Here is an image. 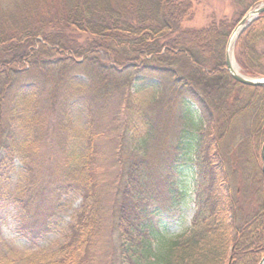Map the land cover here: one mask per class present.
<instances>
[{
	"label": "trees",
	"instance_id": "16d2710c",
	"mask_svg": "<svg viewBox=\"0 0 264 264\" xmlns=\"http://www.w3.org/2000/svg\"><path fill=\"white\" fill-rule=\"evenodd\" d=\"M192 9L191 0H30L8 23L0 22V166L19 158L26 174L23 186L8 195L18 208V231L37 243L51 231L63 196L82 197L56 251L26 257L0 251V264H98L108 221L117 242L109 264H259L264 87L237 82L226 69L236 22L185 27ZM235 56L247 74L264 76V13L240 35ZM76 75L87 80L75 81ZM134 86L174 92L168 109L176 131L165 155L151 142L160 101L135 98ZM75 102L85 105L89 119L81 134L72 120ZM248 113L253 119L245 161L255 206L246 211L235 195L225 148L235 122ZM138 126L148 130L131 143L121 137L120 154L109 158V206L100 141L115 129L124 134ZM77 137L81 157L70 153ZM192 148L198 153V210L191 228L158 250V213L150 203L165 183L166 198L181 195L175 173ZM170 149L175 153L168 159ZM4 196L0 176V208Z\"/></svg>",
	"mask_w": 264,
	"mask_h": 264
},
{
	"label": "rangeland",
	"instance_id": "374dc122",
	"mask_svg": "<svg viewBox=\"0 0 264 264\" xmlns=\"http://www.w3.org/2000/svg\"><path fill=\"white\" fill-rule=\"evenodd\" d=\"M191 1L193 3L192 15L185 20L183 26L200 28L208 27L214 21L220 20H225L228 24L236 22L237 25L251 8L264 0ZM29 2L30 0H0V22L3 24L8 23L9 20L6 19H9L12 13L22 11ZM238 39L234 45V54ZM1 56L3 57L5 55L0 47V60L2 58ZM103 58H105L103 60L109 59L108 54L106 55L104 53ZM241 71L242 73L247 74L242 68ZM86 80V77L83 75L75 76V81L85 82ZM140 87L141 86H139V88ZM139 88L134 86L132 89L135 98L140 99L146 104L150 103L154 98L159 99L160 101L155 107V110L157 111L155 113V121H153L155 132L153 137H151V142L156 144L157 147H161L160 150L155 147V152L162 151L164 154L162 152L161 154L165 155L166 151L162 149L166 147L165 143L168 141L171 143L174 132L176 131L175 115L170 109H168L169 101L174 96V92L167 90L163 94L158 92V89L152 86L142 87L141 89ZM168 91L170 92L167 94ZM111 114H113V112H109L107 120L110 118ZM252 119V115L248 113L241 116L235 122L230 138L231 140L225 148V154H227L226 160L232 174L233 186L235 185V195L246 211L255 206V199L252 195L253 187L251 181L249 182L248 179V175L251 173V167H249L247 161H245V158L249 153L246 151L244 145L247 137L249 140L247 134L251 129ZM72 120L75 130H77L79 134H81V130L88 128L89 119L86 107L83 103H73ZM147 130L148 127L138 126L137 129L122 134L121 131L115 129L110 132V137L103 138L100 141L105 153L104 158L107 159L106 180L110 183V186L107 189L106 201L109 206L112 204L111 200L113 195V178L111 171L114 170L111 165L113 162H110L109 158L120 154L119 149L121 146L117 143L121 140V137L122 139H125L127 143H131L135 137H141V135ZM192 144L193 143H191V145ZM70 153H74L78 157H81L84 153V145L80 137L71 141ZM172 153L175 152L170 149V153H168L169 155L167 157L168 159L172 157ZM3 157L4 153H1L0 160H2ZM184 158L185 163L180 167V174L178 172L175 173L174 178V180L178 181L176 182V186L181 191V195L177 197L175 201L170 200L169 197L166 198V195L163 193L167 188V184L165 183L161 187L163 192L159 193V199L150 203V209H153L154 211L157 210L158 213L155 216V222L158 227V231H156V236L159 240L158 250H165L170 239H175L178 236L185 234L191 228L193 217L198 210V203L196 201L198 183L196 182L195 174L199 171V166L197 164L198 153L196 152V149L192 148L191 150H188L187 156ZM0 176L1 182L4 186L5 195H7L2 198L0 208V251L13 252L25 257L34 252L42 254L56 251L66 240L68 224L73 220L76 210L80 208L82 197L78 194L64 195L60 201V210L51 221V231L37 241V243L33 244L18 231V208L14 198L8 196L17 192L25 182L26 174L21 160L16 158L12 164L1 165ZM110 224L111 221H108V229L105 232V237L102 240L103 242L101 243L99 250L96 252L98 264H109L110 257L113 255L112 253L117 251L115 237L116 231L111 228ZM29 262L28 259H25V262L22 261L19 264H28Z\"/></svg>",
	"mask_w": 264,
	"mask_h": 264
},
{
	"label": "water",
	"instance_id": "95a60500",
	"mask_svg": "<svg viewBox=\"0 0 264 264\" xmlns=\"http://www.w3.org/2000/svg\"><path fill=\"white\" fill-rule=\"evenodd\" d=\"M262 13H264V1L251 8L244 17L238 22L233 31L231 32L230 38L226 45L225 50V65L226 69L230 73L231 77L244 85L248 86H261L264 87V77L249 76L245 73H240L233 65V59H235L234 54V45L241 35V33L252 23L254 22ZM233 39V43H231ZM232 47V51H231ZM239 65V64H238ZM261 171L264 176V143L261 148ZM259 264H264V256L260 260Z\"/></svg>",
	"mask_w": 264,
	"mask_h": 264
},
{
	"label": "bare ground",
	"instance_id": "6f19581e",
	"mask_svg": "<svg viewBox=\"0 0 264 264\" xmlns=\"http://www.w3.org/2000/svg\"><path fill=\"white\" fill-rule=\"evenodd\" d=\"M233 42H234V41H233V39H232L231 43H233ZM232 50H233V49H232V47H231V51H232ZM233 65H234V67L237 69L238 72L242 73L241 68H240V66L238 65L236 59H233Z\"/></svg>",
	"mask_w": 264,
	"mask_h": 264
}]
</instances>
